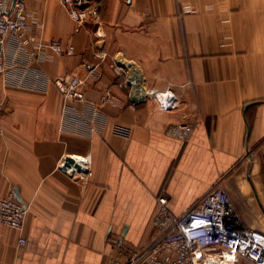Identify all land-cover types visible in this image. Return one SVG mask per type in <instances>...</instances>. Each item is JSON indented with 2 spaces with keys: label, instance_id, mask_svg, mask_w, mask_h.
I'll use <instances>...</instances> for the list:
<instances>
[{
  "label": "crops",
  "instance_id": "obj_1",
  "mask_svg": "<svg viewBox=\"0 0 264 264\" xmlns=\"http://www.w3.org/2000/svg\"><path fill=\"white\" fill-rule=\"evenodd\" d=\"M23 2L38 53L6 46L0 197L16 189L27 210L21 231L0 223V264H108L107 235L156 237L161 191L180 215L221 186L264 234V0H88L83 23L59 0ZM58 76L82 79L84 100ZM106 88L118 106L101 103ZM184 121L186 141L166 134ZM68 156L91 174L70 176Z\"/></svg>",
  "mask_w": 264,
  "mask_h": 264
},
{
  "label": "built area",
  "instance_id": "obj_2",
  "mask_svg": "<svg viewBox=\"0 0 264 264\" xmlns=\"http://www.w3.org/2000/svg\"><path fill=\"white\" fill-rule=\"evenodd\" d=\"M59 1L68 16L77 23L85 22L91 14L88 0ZM34 42V35L27 33V14L23 0H0V73L6 69L5 50L8 43H13L35 58L38 49L30 50ZM49 46L55 51H61L57 40L51 41ZM111 66L117 75V85L125 86L122 68ZM52 83L66 100H84V92L80 89L84 83L82 79L58 76L52 79ZM170 94L167 93L162 101L164 107L172 106L171 101H167ZM101 103L118 106L109 88L103 90ZM3 113L4 99H0V133ZM192 129L193 122L184 121L167 127L166 134L186 141ZM72 158L81 169L78 170L75 164L63 168L70 176L84 178L91 174L90 159L87 156L82 163ZM156 201L157 210L152 217L156 237L147 245L133 246L118 235H107L106 240L114 251V257L108 264H211V260L227 258L225 253L232 256L229 259L232 264H236L240 258L248 259L253 264H264V234L242 222L223 187L212 188L180 215L169 210L163 191L156 196ZM26 210V203L21 200L16 189H10L7 195L0 197L1 224L21 231ZM26 242L27 239L20 234L18 244Z\"/></svg>",
  "mask_w": 264,
  "mask_h": 264
},
{
  "label": "bare ground",
  "instance_id": "obj_3",
  "mask_svg": "<svg viewBox=\"0 0 264 264\" xmlns=\"http://www.w3.org/2000/svg\"><path fill=\"white\" fill-rule=\"evenodd\" d=\"M164 98V97H163ZM75 159L77 161H79L80 163H82L83 161H85V157H75ZM225 255L227 256V258H224V259H214V260H211V264H232L229 259L232 257L230 255V253H225Z\"/></svg>",
  "mask_w": 264,
  "mask_h": 264
},
{
  "label": "water",
  "instance_id": "obj_4",
  "mask_svg": "<svg viewBox=\"0 0 264 264\" xmlns=\"http://www.w3.org/2000/svg\"><path fill=\"white\" fill-rule=\"evenodd\" d=\"M12 1H14V0H12ZM72 164H75V166L77 167L78 170L81 169L80 165L78 163H75V160L72 157H70V156L65 158L64 164L62 165V168H66V167H68V166H70Z\"/></svg>",
  "mask_w": 264,
  "mask_h": 264
},
{
  "label": "rangeland",
  "instance_id": "obj_5",
  "mask_svg": "<svg viewBox=\"0 0 264 264\" xmlns=\"http://www.w3.org/2000/svg\"><path fill=\"white\" fill-rule=\"evenodd\" d=\"M236 264H253L250 260L245 258L238 259V262Z\"/></svg>",
  "mask_w": 264,
  "mask_h": 264
}]
</instances>
